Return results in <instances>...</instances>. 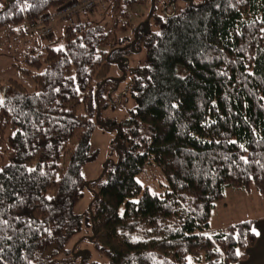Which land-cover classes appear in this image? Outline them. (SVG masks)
<instances>
[{
  "label": "trees",
  "instance_id": "16d2710c",
  "mask_svg": "<svg viewBox=\"0 0 264 264\" xmlns=\"http://www.w3.org/2000/svg\"><path fill=\"white\" fill-rule=\"evenodd\" d=\"M66 1L0 0L2 44L32 39L19 40L17 69L34 84L0 86V264H99L67 245L83 225L105 264L244 260L252 220L205 231L226 188L264 195V0H183L161 12L157 0H104L54 21L60 45L19 33V22ZM138 45L142 64L127 68L124 56ZM112 63L127 76L110 78ZM126 77L133 107L118 159L85 180L80 170L96 157L91 132L107 130L101 109ZM147 165L164 180L158 193L137 180ZM85 189L83 220L75 206Z\"/></svg>",
  "mask_w": 264,
  "mask_h": 264
},
{
  "label": "rangeland",
  "instance_id": "374dc122",
  "mask_svg": "<svg viewBox=\"0 0 264 264\" xmlns=\"http://www.w3.org/2000/svg\"><path fill=\"white\" fill-rule=\"evenodd\" d=\"M193 1L198 2L200 0ZM157 2L159 7L156 9H158V12H161L162 8H167L168 11H177L185 1L172 0V2L168 3V0H157ZM163 4L166 6L160 7ZM96 8L98 7L96 6ZM96 8H94V10H97ZM146 9L147 6L138 8L137 13H132L131 19L133 21L142 19V15L145 14ZM60 35V32L57 31L54 33L53 31L52 35L49 37L46 36L43 38L37 36L36 39H39L40 41H49L51 45L57 46L61 44ZM15 41L9 44V48H0V86L6 80L12 79L22 84L26 90L33 91L34 84L31 78L17 69V65L25 67V62L23 61L24 56H21L23 49L22 47L19 49L18 45V42L20 41ZM134 48L135 49H133L132 52H128L124 56L123 64L127 68L142 64L144 47L138 45ZM127 74V71L121 70L117 63H112L110 65L108 72V76L110 78H119L122 76H127ZM126 79L127 77L122 82L117 81L115 90L111 92L112 100H109L106 107L101 109L100 118L107 121V130L102 128L99 124H95L91 132L89 143L92 148L96 150V157L93 161L85 164L80 170L81 176L85 180H94L98 178L103 167L107 163L110 165V163L115 162L118 159V153L115 149L122 145V143H120L121 137H119V130L124 132L122 130L126 125L125 120L128 117V112L133 107V99L129 93L124 92L127 84ZM110 86L112 87L114 84L111 83ZM105 90L107 89L105 88ZM113 102L117 103L114 104ZM7 135L8 132L3 136V138H5ZM5 146L6 141L4 139L0 140V166L5 162L6 159ZM144 171L137 176V180L143 186H147L151 192H160L157 190H161V186L159 185L160 178L163 180L161 174L158 171L156 172L154 169H152L150 165H147ZM223 195V201L216 202L214 208L210 212L209 225L205 231L206 235H210L216 231L222 230L228 224H233L242 220L255 219L258 216H264V195H260L254 190L246 192L233 188H226ZM91 200L92 193L85 189L83 191L82 197L76 203L75 212L81 214L83 220L86 218L84 212L87 211L90 205L89 202H91ZM85 232L86 227L83 225L81 231L71 237L67 245L69 248L77 246L78 250L79 248L83 250L90 260L97 261L99 264H105V260L102 258V256L94 249L93 245L86 238H84ZM59 255L61 256L59 257L60 261L65 262L66 254L60 253Z\"/></svg>",
  "mask_w": 264,
  "mask_h": 264
},
{
  "label": "built area",
  "instance_id": "2783aa9c",
  "mask_svg": "<svg viewBox=\"0 0 264 264\" xmlns=\"http://www.w3.org/2000/svg\"><path fill=\"white\" fill-rule=\"evenodd\" d=\"M99 1L104 0H68L52 11L46 12L38 20H22L18 23V29L22 34L49 36L52 24L56 20L68 21L80 13L91 10Z\"/></svg>",
  "mask_w": 264,
  "mask_h": 264
},
{
  "label": "crops",
  "instance_id": "0c3cea01",
  "mask_svg": "<svg viewBox=\"0 0 264 264\" xmlns=\"http://www.w3.org/2000/svg\"><path fill=\"white\" fill-rule=\"evenodd\" d=\"M60 26H61V22H56L54 24V26H53L54 33L57 31L60 32ZM0 38H1V35H0ZM10 39L12 40L10 42L13 43V36H11ZM29 39H30V37H20L19 38L17 36L15 39L16 40L15 42L20 40L24 44H27V43L32 41V39L31 40H29ZM0 47H7V46L3 42V44L0 45ZM236 190H242V191L250 192L251 190H254V189L251 188L249 190H243V189H236ZM256 193H258V192H256ZM260 195H262V194H260ZM221 201H223V198H222V200H220L218 202H221ZM213 208H214V206H213ZM250 220H252L251 229L252 230L255 229L256 233H259V235H256L252 231L254 236H255V243L253 244V246L246 249V258L244 260L236 262L235 264H264V216H258L257 218L250 219ZM228 225H230V224H228Z\"/></svg>",
  "mask_w": 264,
  "mask_h": 264
},
{
  "label": "snow or ice",
  "instance_id": "6c2138e0",
  "mask_svg": "<svg viewBox=\"0 0 264 264\" xmlns=\"http://www.w3.org/2000/svg\"><path fill=\"white\" fill-rule=\"evenodd\" d=\"M0 7H2V6H0ZM0 103H2V101H0ZM252 231H253L256 235H259V233H256V230H255V229H253ZM237 255H240V253L237 252Z\"/></svg>",
  "mask_w": 264,
  "mask_h": 264
}]
</instances>
